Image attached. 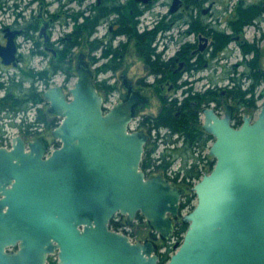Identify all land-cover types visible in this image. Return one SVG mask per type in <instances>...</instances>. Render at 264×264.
I'll return each instance as SVG.
<instances>
[{
	"label": "water",
	"instance_id": "95a60500",
	"mask_svg": "<svg viewBox=\"0 0 264 264\" xmlns=\"http://www.w3.org/2000/svg\"><path fill=\"white\" fill-rule=\"evenodd\" d=\"M180 3L172 0L169 11ZM17 33L0 44L4 65L16 64ZM83 59L68 98L61 86L42 95L61 117L51 132L60 146L44 157L42 139L25 143L18 135L12 148L0 147V264H46L54 253L56 264H159L151 241L110 228L117 213L129 223L140 214L164 242L174 221L187 224L163 264H264V97L239 126L230 105L222 116L202 110L214 164L190 188L195 203L186 211L188 187L140 168L148 135L131 128L139 98L105 107Z\"/></svg>",
	"mask_w": 264,
	"mask_h": 264
},
{
	"label": "flooded vegetation",
	"instance_id": "af4514ba",
	"mask_svg": "<svg viewBox=\"0 0 264 264\" xmlns=\"http://www.w3.org/2000/svg\"><path fill=\"white\" fill-rule=\"evenodd\" d=\"M205 1L206 0H181L178 9L174 12L169 11L172 0L162 3L167 8L166 14H160L159 20L156 21L152 28L147 29H154L156 26L160 25L159 27L161 28H159L157 31V34H159L167 30L169 31L175 26L177 22L181 20V24H184L187 27L185 33L189 35H196V39H194L193 42L179 44L177 49L174 50L170 56L168 55L167 58L161 57L162 53L161 51L156 50V43L154 40L152 43L154 48V59L155 55H159L160 61L162 62L160 63L162 64V67L160 69L156 68L155 73L148 70L149 74L153 76L154 82L157 80L161 81L159 84L160 86L157 89L158 91H161V87L163 86L164 82L168 86V90L188 85V87L183 90L185 93L188 92V94H186L183 99L188 98L190 101V107L194 108L197 106L198 101L189 98L190 92H193V83L191 81L194 79V75L202 68L206 67L210 62L213 51L211 32L213 30L222 31L217 28V25L210 24L205 21V18L208 16V14L209 16H212L213 14V12H211L212 4L210 3L206 5ZM33 2L37 4L38 10L36 15L31 16L27 14V11L30 8V4ZM57 2L58 5L56 8L51 9L49 0H0V44L5 45L6 34L18 31V33L14 36L17 49L15 55L16 64L4 65L2 64L0 58V82L3 84V86L0 88V98H3L7 92L12 90H10L9 87L13 83H19L21 85L20 88L16 89V92H18L20 95V103L16 105L9 103L6 105V107L0 109V147L6 149L12 148L14 144V138L18 135L25 140V143L28 141H33L37 138L42 139L46 145L44 157H47L52 150L59 147L60 141L54 138L51 132L56 126L59 125L61 122V117L51 114L48 111L49 103L43 98V92L48 87L61 86L65 96L68 98V89L73 85L76 79V62L80 54L84 56L83 60L87 63V66L92 71L94 85L95 81L106 80L99 79L98 76L100 73L104 72H96V69L102 63L97 67H93V65L97 62L95 50L91 52L92 54L85 53L83 50H79L76 53L74 52V50L79 49L82 44H84V42L80 41V37L77 39L75 36L73 37V32L78 29L80 24L83 23L85 19H88L90 26H92L91 33L87 38L90 44H101L102 46L100 51L103 45L115 49L120 44H128L129 35L126 32L130 23L137 21L136 29L138 33L145 31V29L139 30V17H141L145 11L153 10L158 0H92L90 4L85 5V7L81 10H79L78 7L79 4L83 2V0H57ZM247 4L256 7L259 10V14L252 19L251 23H264V0H251L248 3L242 2V0H240L237 3V5ZM75 5L77 6V9L74 8ZM233 10L232 13L227 15L226 19L224 20V22H226L225 24H227L228 19L233 16ZM69 21H71V23ZM44 23L47 24L46 30L44 35L40 36V28L44 25ZM57 23L61 24L62 27L68 26V30L66 33L62 34L60 38L56 39L52 36L51 30ZM101 27H105L106 29L104 36L101 38L93 37L96 30L100 29ZM45 37H47V39ZM106 37L107 41H105ZM121 37H124L125 39L121 40ZM25 41H30V49L28 52L23 53L21 47L23 44H25ZM71 44L77 45L71 46ZM112 44L117 45L113 46ZM238 45L242 54V58L239 63L243 67L242 72L239 73L238 76L240 78L243 77L244 79H247L249 81V87L254 85V90L255 87L260 84V82L256 81L252 72H248V70L245 69L243 62L246 61L257 64V71H259L261 74H264V70L261 68V59L262 57L264 58V44H262L263 46H260L257 43L240 42ZM135 52L138 55L137 51ZM63 54L64 56H62ZM111 58L112 54H110L107 58L108 61ZM233 69L236 72L235 66ZM108 71L115 73L118 71V69H109L105 72ZM39 72H43L41 77ZM60 75L62 77H59ZM181 77L188 78V81L190 82L183 81L184 85H182L181 82H178ZM232 79L233 78H231V80ZM232 83L234 85V79ZM236 83L240 86V81H236ZM123 86L125 89V94L124 97L120 99V101L127 100L130 95H136L139 98L137 103H135L136 113L138 112L137 115H140V119L142 115H148L140 113L143 110V106L147 105V99H145V97L142 96L140 92L136 90V88L134 91L131 84L127 83V80H124ZM232 86H230V88ZM230 88H207L203 92H194L193 96L195 94H201L205 97H208L206 98L208 101H203L197 110L200 128L203 117L202 110L206 107H211L216 114L222 116L224 114L225 106L230 105L232 108L231 122L235 126H239L242 123L244 115H253L240 113L238 111L239 108L236 106L241 105V107H243L244 104L239 103V101H233L228 98L226 99L228 95L227 91ZM101 96L103 97L105 107H108V105H106L107 99L105 100L103 94H101ZM161 97L165 98V96L159 95L160 101ZM263 97L264 90H262V94L259 95V102ZM183 99L178 100L177 97L170 99L167 98L169 101L176 100L179 107L182 106ZM161 107L162 104L160 106L159 112ZM255 111L256 108L254 112ZM181 112L183 111H180L179 109L175 115L179 116ZM140 119L138 120L136 126L133 127L131 125V128H133V130L145 132L148 135L147 142L149 140L155 142L156 147L151 153L150 157L152 158V161H155L156 164H160L165 150L174 148L175 146H180L182 143V138H180L177 133H171L167 127H161L157 130L153 129L150 133H148L146 129L141 127L139 124ZM212 141L213 137L207 141V144L203 149H196L193 153L194 157L189 159L187 163L186 168H190L195 165L196 170H198L200 174V176L197 178H186L184 181V172L181 169V164L179 169L173 173L174 177L167 175V172L170 170V168L164 173L160 172V170L155 168L154 165L149 166L147 169H145V171L143 169L142 170L145 172L146 176L161 174L168 178L171 182L180 185L183 188L188 187L185 190V194L182 196L181 203L185 202V206L191 205V200L194 195L190 188L201 178L202 174L208 172L214 164L213 158L208 155V148ZM159 149L162 150L158 153V155L156 152H158ZM208 158L211 160L207 161ZM206 161L208 164L204 165V162ZM189 191L191 194L188 196L187 194ZM186 197L190 198L187 202ZM178 221H180V218L177 221H174V226ZM109 226L112 230L122 232L123 234L127 235L131 241H151L158 249L157 252L159 253V258L160 254L162 253L160 249L163 247L165 248L166 243V250L168 249L170 251L172 250V252L174 251L173 245L175 242L170 243V241L175 237L172 235L167 240V242L157 239L156 234L150 229L140 214L136 215L133 223H129L126 216L117 213L113 216ZM132 229H134V231H132ZM139 229L144 231L147 230L146 236L142 239L134 238L132 236L135 234V230ZM157 240H160V244L157 243ZM16 249L17 246L10 247L7 249V251H14ZM50 257H54V260H50ZM57 260V253L51 254L48 256L46 264H56Z\"/></svg>",
	"mask_w": 264,
	"mask_h": 264
},
{
	"label": "rangeland",
	"instance_id": "374dc122",
	"mask_svg": "<svg viewBox=\"0 0 264 264\" xmlns=\"http://www.w3.org/2000/svg\"><path fill=\"white\" fill-rule=\"evenodd\" d=\"M28 1V0H24ZM50 1V8L55 9L58 5L57 0H49ZM169 0H158V2L155 4V8L153 10L145 11L143 15L140 18L139 23V30L140 29H149L152 28V26L156 23V21L159 20L160 14H166V6H164L162 3H165ZM238 1L240 0H206L205 4H212V16H208L205 18V21L217 25V28L220 30H223L227 35L232 36L231 40L227 43V49L222 50V52H218L216 56L209 57L210 62L207 64L206 67L202 68L200 71H198L194 75V79L191 81L192 84V91L189 94V98H193L194 92L199 91L203 92L207 88H222L225 89L230 88V86L233 85L231 78L234 79L235 83L236 81H240L241 89H248L249 81L247 79H244L243 77H239V73L242 72V65L239 63L242 54L241 50L239 48L240 42H246V43H257L260 46H263L264 44V23L259 22L251 23L250 25H244L241 28V31L237 34H234V32L230 29V27L225 24L224 20L226 19L227 15L232 13V10L234 6L237 5ZM251 0H242V2H250ZM10 2V1H9ZM92 2V0H83L79 4L78 9L81 10L85 7V5H88ZM75 9H77V6H74ZM38 10V6L35 2L30 4V8L27 11L28 15H36ZM183 14V13H182ZM184 15V14H183ZM185 16V15H184ZM227 21V20H226ZM71 23V21H69ZM181 20L175 24V26L170 29L169 31H165L162 33L157 34L155 38V47L157 51H161L162 58H167L168 55L170 56L174 50L177 49L179 44H186L187 42H193L194 39H196V35H189L185 33L186 26L184 24H181ZM68 30V26L62 27L61 24L57 23L54 25L53 29L51 30V34L54 38H60L62 34L66 33ZM105 27H101L100 29H97L94 33L93 37L101 38L104 36ZM55 39V40H56ZM124 37H121V40H124ZM20 40V38H19ZM88 40V39H87ZM120 40V39H119ZM89 41V40H88ZM107 41V37L106 40ZM133 40L129 39L127 44V52L125 53L122 63L120 67L118 68V71L115 73H111L110 71L100 73L99 79H106L107 83H111L116 85V90L111 92L107 96V102L106 105L109 107L115 103L120 101L121 98L124 97L125 89L123 86L124 80H127L128 84H131L132 89L138 90L142 96L147 99V105L143 106V110L140 112L141 114H148L155 116L160 109L161 101L159 99V95L165 96V98H173L177 97L178 100H182L188 92H184L183 90L188 87L186 86H180L178 88H173L171 90H168V86L163 84L161 87V91H158L155 86L154 78L152 75L149 74L148 69L146 68V65L144 61L139 57V55L135 52V46L133 44ZM30 41H25V44L21 47V50L23 53H26L30 49ZM113 46L117 44H112ZM79 50H83L85 53H88V47L85 45H82L79 49H75L74 52H78ZM257 50V49H256ZM255 50V51H256ZM92 54V53H91ZM101 51L100 47L99 49L95 50V56H97L98 61L93 65V67L99 66L101 63L106 62L108 57L106 59H103L100 57ZM264 55V54H263ZM262 55V56H263ZM88 60V58H87ZM261 68L264 70V58L261 59ZM235 66L236 72L234 71L233 67ZM59 77H62L61 75ZM236 78V79H235ZM240 78V79H237ZM61 79V78H60ZM143 79V80H140ZM183 81H188V78L181 77L178 82H181L182 85H184ZM190 82V81H188ZM180 84V83H178ZM160 86V85H159ZM178 86V85H177ZM262 90H264V81L260 80V84L255 87V89L252 92L247 93V96L249 98L255 99V108L257 109L259 107V95L262 94ZM135 91V90H134ZM238 111L240 113L245 114H254L255 108L244 105L241 107V105L236 106ZM140 119V115L136 116L133 119L132 126L135 127L138 123V120ZM162 149H159L160 152ZM157 154V153H156ZM210 161L211 159H207V161ZM204 162V165H207L208 162ZM181 164L180 159H176L171 166L169 167L171 170H177ZM207 167V166H205ZM190 191L187 194L190 195ZM186 195V196H187ZM183 202V201H182ZM195 203L194 197H192L191 204ZM134 231V229H132ZM147 230H135V234L132 235L134 238L142 239L146 236ZM158 239V238H157ZM177 241V238L175 237L173 240L170 241V243H174ZM157 243L160 244V240H157ZM167 248V243L165 244V248H161L160 251L164 252ZM172 253V250L170 251V254ZM50 260H54V257H50Z\"/></svg>",
	"mask_w": 264,
	"mask_h": 264
},
{
	"label": "trees",
	"instance_id": "16d2710c",
	"mask_svg": "<svg viewBox=\"0 0 264 264\" xmlns=\"http://www.w3.org/2000/svg\"><path fill=\"white\" fill-rule=\"evenodd\" d=\"M259 14V10L256 7L251 5H236L233 10V16L230 17L227 21V25L230 29L237 34L241 31V28L244 25L251 24L252 19ZM137 21H134L129 24L127 28V34L129 35V39L133 40V44L135 46V51H137L139 57L144 61L146 68L150 71L155 73L156 68H161L162 63L160 61L159 55H155L154 59V48L152 46L153 41L155 40L157 31L159 26H156L154 29L145 30L143 32L138 33L136 29ZM164 29V28H163ZM92 30V26L88 19H85L83 23L80 24L78 29L73 32V37L77 39L80 37V41L84 42L82 45H86L88 47V53H91L93 50L101 48V44H90L87 40L88 36L90 35ZM72 35V34H71ZM212 36V55L211 57L218 54V52L227 48V43L231 40L232 36L227 35L223 30L217 31L213 30L211 32ZM77 44H71L74 46ZM81 45V44H80ZM127 51V44H120L117 48L112 49L108 46H104L101 49L100 57L106 59L112 54V58L107 60L106 63H102L97 69L96 72L99 71L105 72L107 70H116L120 67L123 59L124 53ZM64 56V54L62 55ZM98 61V58L96 59ZM245 69L248 72H252L256 81L260 82L264 81V74H261L257 71V64H253L252 62H243ZM43 72H39L40 77L42 76ZM233 81V79H232ZM161 83L160 80L155 81L156 88H159V84ZM96 88L98 91L103 94L105 100L107 96L115 91L116 85L107 83V80L95 81ZM3 84L0 82V88ZM21 85L19 83H13L9 89L11 91L7 92L3 98H0V109L6 107L7 104H19L20 103V95L16 92L17 88H20ZM254 85H251L247 90H242L239 84L234 83V85L228 89V95L226 99H231L235 101H239V103L244 105H249L255 108V99L252 97L249 98L247 93L253 91ZM195 97L191 98L193 100H197V106L190 107L189 99H183L182 106L177 105L176 100H167V98L161 97V110L160 112L153 116V115H142L139 124L141 127L145 128L148 133L151 132L153 129H159L161 127H167L171 131V133H177L180 138H182V143L180 146H175L174 148L165 150L164 155H162L160 164H156L155 161H152L150 157L151 153L154 151L156 145L154 141L149 140L144 147L143 157L140 163L141 169L145 171L149 166L154 165L155 168L159 169L160 172H165L169 169L171 164L176 160H181V169L184 172L183 179L185 181L186 178H197L200 176L199 171L196 170L195 165L190 168H186L189 159L194 157L193 153L196 149H203L207 141H209L212 137L204 132L199 125V118H198V108L199 105L203 101H208L207 96L201 94H195ZM33 99V98H32ZM180 109L183 112L179 116H176L175 113ZM138 112L135 116H137ZM168 157V158H166ZM189 197H186V202L189 200ZM186 203H181V209L185 207ZM187 228V224L183 223L182 221H178L174 226L173 236L177 238L178 241L182 239V235ZM169 251L166 250L160 254L159 264H163L169 258Z\"/></svg>",
	"mask_w": 264,
	"mask_h": 264
},
{
	"label": "built area",
	"instance_id": "2783aa9c",
	"mask_svg": "<svg viewBox=\"0 0 264 264\" xmlns=\"http://www.w3.org/2000/svg\"><path fill=\"white\" fill-rule=\"evenodd\" d=\"M156 153L158 154L159 151L156 152ZM158 155H159V154H158ZM156 157H158V156H156ZM178 169H179V168H178ZM175 171H177V170H171V169H170V170H168L167 175L170 176V177H174V174H173V173H174ZM178 181H179V180H178ZM191 205H192V204H191ZM191 205H187V206L185 207V209L188 210V209L190 208Z\"/></svg>",
	"mask_w": 264,
	"mask_h": 264
}]
</instances>
